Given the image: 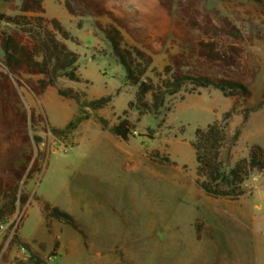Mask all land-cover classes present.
Wrapping results in <instances>:
<instances>
[{
    "label": "rangeland",
    "instance_id": "1",
    "mask_svg": "<svg viewBox=\"0 0 264 264\" xmlns=\"http://www.w3.org/2000/svg\"><path fill=\"white\" fill-rule=\"evenodd\" d=\"M18 4L19 0H0V11L18 13ZM43 6L44 15L59 20L72 37L57 34L79 55L80 81L60 77L38 96L25 84L15 83L22 109L29 114L34 108L44 119L28 125L29 134L41 141L24 144L15 163L23 162L24 154L34 157L39 151L43 158L40 171L13 189L12 194L24 192L27 200L17 201L14 214L0 223V264H12L22 255L23 250L11 243L16 232L43 256L59 240L57 253L47 257V264H264V172L249 175L243 183L247 192L239 199L206 196L195 185L196 161L190 145L196 127L220 119L235 105L233 129L241 122L243 109L262 99L264 43H244L252 54V68H257L248 98L235 101L216 89L200 88L168 97L157 116H139L135 109H127L135 87L126 83L125 71L95 27V18L71 15L62 0H43ZM205 6L227 15L246 33H264V0H206ZM174 10L175 6L173 15ZM99 21L109 22L106 17ZM171 38L169 33L165 46L152 56L157 69L178 50ZM124 41L132 44L125 33ZM40 77L23 74L32 82ZM65 87L79 91L83 100L104 95H111V100L98 109L80 106L58 94V88ZM124 109L133 125L126 140L99 122L102 118L112 126ZM77 118L69 132L51 131ZM251 144L264 146V105L250 113L228 154L229 165L246 156ZM155 153L176 163L158 164L151 159ZM10 199L0 193V207ZM45 203L69 212L85 232V241L70 226L45 220Z\"/></svg>",
    "mask_w": 264,
    "mask_h": 264
},
{
    "label": "trees",
    "instance_id": "2",
    "mask_svg": "<svg viewBox=\"0 0 264 264\" xmlns=\"http://www.w3.org/2000/svg\"><path fill=\"white\" fill-rule=\"evenodd\" d=\"M10 2L12 0H3ZM71 15L95 18V27L104 35L116 62L125 71V81L135 87L134 97L127 109L143 114L159 115L168 97L177 93H194L200 88L216 89L235 101L250 96L248 85L253 81L257 68H252V54L244 43L259 40L264 43V33L259 30L246 33L244 27L222 15L216 9H208L206 0H62ZM259 2L260 0H254ZM175 6L174 15L173 7ZM18 13L0 11V193L11 196L9 204L0 207V223L14 214L16 202H26L27 195L12 194L21 180L32 178L41 169L43 153L34 157L24 154V161L15 163L14 157L24 144L35 143L41 137L28 132V125L37 118L34 108L30 113L21 107L15 83L25 84L36 96L47 86L55 85L60 77L80 81L77 73L78 53L68 48L63 39H72L69 32L56 18L44 15L43 0H19ZM109 22L102 24L99 18ZM124 33L132 41L127 45ZM171 33L170 43L178 50L168 54L167 63L161 69L152 65V56L161 50ZM167 51V50H166ZM150 72L151 75H147ZM23 74L41 75L36 82L23 79ZM58 94L73 99L80 106L102 108L111 95L83 100L82 94L72 87L58 88ZM236 104V103H235ZM264 105L262 99L254 106L244 108L242 120L233 129L230 121L235 105L205 127H196L190 145L194 150L195 185L212 198L239 199L246 194L244 181L253 171L264 172V146L251 144L247 154L231 165L228 154L237 144L242 129L251 112ZM127 109L117 123L108 127L99 118L104 129L128 139L133 125L127 118ZM79 118L66 123L63 128H51L54 134L67 133ZM152 161L172 165L166 156L155 153ZM45 220L56 219L70 226L85 241L86 234L75 218L56 206L43 205ZM48 226V222H46ZM11 243L22 249V255L14 257L12 264H47L46 259L57 253L59 240L43 256L40 251L21 240L14 233ZM41 250L44 245L39 244Z\"/></svg>",
    "mask_w": 264,
    "mask_h": 264
}]
</instances>
